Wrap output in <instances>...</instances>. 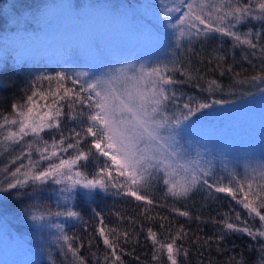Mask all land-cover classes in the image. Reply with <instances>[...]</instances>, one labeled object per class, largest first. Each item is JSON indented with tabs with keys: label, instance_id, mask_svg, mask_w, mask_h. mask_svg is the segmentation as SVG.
Returning <instances> with one entry per match:
<instances>
[{
	"label": "trees",
	"instance_id": "obj_1",
	"mask_svg": "<svg viewBox=\"0 0 264 264\" xmlns=\"http://www.w3.org/2000/svg\"><path fill=\"white\" fill-rule=\"evenodd\" d=\"M52 1L49 0V2ZM44 2L46 0H0V39L9 37V40L13 41V48L16 42H25L23 45L30 47V51L34 50L30 46L32 42L29 41L28 36L24 32H18V29L20 27H22L20 29L28 28L27 24L30 25L33 20L38 18L37 15L42 11ZM239 2L243 4L249 3L251 0H239ZM161 3L162 0H114L118 10L119 7H122L124 13L137 19L141 24L140 32H138L139 37L138 35L135 37L137 38L134 42L135 45L127 42L124 45L126 38L123 39V36H125L123 33L117 35L122 40L118 37L113 40V37L116 36L115 33L101 32L98 30L99 27L94 26L93 21H89L90 17L88 20L86 19L89 26L86 32L88 31L91 36L90 43L87 42L88 45L90 44L94 51L102 56L105 63L106 61H113L114 63L126 61L124 56H129L128 60H133L135 64L138 63L144 66H150L157 61L154 66H162L167 62V65L172 67L174 61H183L189 67L195 69V75L204 77L203 80L199 81L202 88L195 87V81L175 85L174 87L178 89L177 94L184 98L180 101L181 105L188 97H194L196 100L208 103L215 99L224 102L213 105L208 109L199 110L194 116L190 117V121H183L179 127L184 131L185 136H179L177 139L182 141L180 145L184 150L190 147L191 144L197 145L199 140L206 143L207 152L204 154L202 151L203 159L197 158L198 166L191 164L190 167H210L215 173L213 179L222 178L225 184L233 175L241 180H258L259 171L261 166L264 165V148L260 146L261 143L259 142L264 141V108H259L262 112L259 113L261 117H259L260 122L258 124L260 128L257 130V135L254 138L244 139V135L236 130L237 127L230 126L229 129L226 127L218 129L222 120L217 117L216 111L221 105L232 104V102L238 108L240 103H245V100L247 101L253 96V94H249L252 91H246V94L242 96L234 98L231 96V98L225 99L220 97L217 90L209 93L204 89H207V81L210 80H216L221 85V89H227L234 84L246 83L251 80L252 76L264 74L262 73L264 63L261 62L259 51L248 49L246 46H233V41L217 33L210 34V38L207 40L201 38L193 41L191 45L192 52L187 51L189 48L187 41H181L180 46L177 47L175 31L171 28L167 30V28L169 23H175V19L180 13L173 14V19L165 22L161 12ZM120 15L122 14L120 13ZM105 24L110 26L109 21ZM163 24L165 25L163 26ZM261 24V21L249 19L238 25L235 30L240 32L251 30L253 33L251 39L254 42L264 44V31L261 29ZM126 26L129 25L122 24V27ZM65 27L61 31L56 30L57 38L54 40L59 43L58 47L63 46V48H58V54L60 53L59 55L62 57L57 59L53 56L50 57V55H53V51L50 52L53 49L52 47L47 49L50 55L32 51V55L21 60L13 52V48L0 47L4 48L0 55V125L4 123V116L11 118L13 103H24L26 95L30 94L29 85L33 83L35 77L42 74L55 75L56 72H65L76 78L70 67L80 65L77 57L82 53V50L74 40L72 43V39L69 41V45L65 44L66 41L63 40L62 34L68 36V31L63 32ZM69 27L71 31L73 27ZM83 28L85 29L84 26ZM83 28L78 32L73 29L74 36L85 38ZM257 31H262L261 38L256 37L255 32ZM162 32L163 34L167 32L166 38L170 42H164L168 47L167 51L163 52L165 61L161 60L160 63L159 60H152V58L159 51L156 50V46L159 49L163 47L160 43ZM121 46L126 47L124 52L118 50ZM129 47L131 51L127 54L126 51ZM114 48H117L120 54L111 53ZM253 51L257 52L256 56L251 55ZM221 56H223V60H219L221 67H218L217 61ZM168 61H173L172 65H169ZM189 61H191L190 64ZM229 68H231V71H229ZM173 75L177 80L183 79L178 72L173 73ZM37 83L44 88L49 87L47 81ZM51 86L55 87V84L53 83ZM66 86L79 90V84L73 85L71 81H66ZM261 92H264V88ZM255 95H258V93ZM37 100L43 105V101H39L38 98ZM240 108L244 110L242 104ZM259 109L258 111H260ZM168 111L169 114L176 113L179 115L181 109L169 105ZM207 114L211 117L206 120L208 118ZM205 124L207 127H204ZM72 126L66 119L62 124L65 129ZM9 127L15 130V126L0 128V187H6L5 181L10 179V172L21 164L25 166L22 171L29 166L30 162L37 165L36 170H41L48 163L56 161L55 157L51 161H41L39 159L36 147H42L43 145L36 144L34 137H25L19 144L4 142L3 137L7 134ZM54 134L55 138L59 139V134L55 130L45 131L41 134V137L44 141H48L50 145ZM30 141L34 143L32 148L27 147ZM248 141L257 146L255 148L250 147ZM232 150L245 155V157L236 155L235 159L238 160L235 161L237 163H231ZM215 151L218 152L215 153ZM70 152L71 150H69V153H60V155L66 157ZM103 162L104 158L101 157L88 163L86 169L83 170L89 173L91 178V175H95ZM62 187L63 185H56L51 181L43 184L30 181L29 184L17 189H9L6 192L0 191V201L3 200L8 203L6 211L16 223L22 217L21 220L24 222L28 220L33 224H44L45 227L50 225L55 230L56 241L52 243L51 249L48 250V258L40 259L37 264H76L75 259L67 249V244L61 239L62 235H67L73 247L79 248V254L87 260L88 264H105L104 255L108 250L98 236L97 228L100 226H106V230L117 228L120 232L127 231L130 233L131 238L127 244L123 242V237L120 238L121 246L125 249V252L131 253V255L125 254L122 256L124 264H169L166 254L161 256L159 261L152 259L153 245L146 238L147 229L151 228L154 232H157L161 241H167L169 229H171L172 234H175L181 227H183L187 236L177 243L182 244L188 250V256L185 257L180 254L178 257L179 264H260L261 253L259 248L261 244H264V239L253 240L243 233H228L225 240L219 245L220 251L217 250V244L213 241H209L210 246L204 245L205 240L220 233L223 224L219 222L223 221L225 217L229 218V222L239 224L240 221L236 220L238 213L241 221L246 220L249 226L253 227V230L260 226L261 222L258 217L249 218L247 210L224 194L214 192L210 194L205 189L200 188L195 190L189 198L176 200L165 195V186L159 181L153 182L146 192L141 193L154 200L153 205L149 206L142 201H136L133 197L117 194V189H113L111 186H109L107 192L96 190L97 194L92 197L82 195L84 190L79 187L71 195L61 192ZM60 195L62 197H59ZM62 204L65 206L63 212L76 211L79 214L78 217L57 216L55 213L58 212L59 206ZM173 208L187 211L189 216H180L172 210ZM146 209L147 211H145ZM97 212L101 213V216H97L95 214ZM34 216L39 219H33ZM148 217L153 219H148ZM196 217H200V219L197 220ZM101 220L103 225H101ZM213 220L217 223H213ZM161 224H164L165 227L161 228ZM57 225H62L63 231ZM14 232L23 239L24 233L22 234L17 230H14ZM197 237L202 238L198 243ZM17 242L19 244L13 246L14 256L10 264L21 262L29 264L27 263L29 257L27 258V255H25L27 254L25 248L20 241ZM93 253H95V256H93Z\"/></svg>",
	"mask_w": 264,
	"mask_h": 264
},
{
	"label": "snow or ice",
	"instance_id": "obj_2",
	"mask_svg": "<svg viewBox=\"0 0 264 264\" xmlns=\"http://www.w3.org/2000/svg\"><path fill=\"white\" fill-rule=\"evenodd\" d=\"M161 12L165 22L171 21L173 14L180 13L175 23L168 24L175 31L177 47L181 41H187V51L192 52L193 41L201 38L207 40L210 34L217 33L233 41V46L258 50L261 62L264 63V44L251 39V30H235L238 25L250 19L261 21V29L264 31V0H251L243 4L239 0H162ZM262 31L255 32L257 38H261ZM251 55L256 56L257 52L253 51ZM219 60H223V56L217 61V66L221 67ZM195 71L183 61H174L172 67L167 64L151 68L141 66L136 73L125 77L119 87L114 83L115 77L81 81L79 78L87 76V73H77L76 78L65 72L35 77L29 85L30 94L26 95L24 103H13L11 118L3 117L4 123L0 128L15 126V130L9 127L3 140L19 144L25 137H34L36 144L43 145L36 147L39 159L51 161L55 157L56 161L48 163L41 170H36L37 165L30 162L22 171L25 166L21 164L10 172V179L5 181L6 187H0V191L17 189L30 181L41 184L51 181L63 185L60 189L63 193L71 195L79 187L84 190L82 195L92 197L97 194L96 190L107 192L111 186L117 189V194L133 197L150 206L154 200L141 193L146 192L155 181H162L165 195L176 200L187 199L195 190L203 188L210 194L214 192L230 197L247 210L249 218L258 217L261 222L259 228L253 230L246 220L241 221L238 213L236 220L240 221L239 224L229 222V218L225 217L219 222L223 224L220 233L209 237L204 245L210 246L209 241H213L220 251L219 245L228 233H243L253 240L264 239V165L256 181L241 180L233 175L225 184L222 178L213 179L215 173L210 167L192 168L180 163L179 153L172 146L175 130L183 121H190V117L201 109L224 102L215 99L208 103L188 97L181 105L180 101L184 98L177 94L178 89L174 86L195 81L194 86L202 88L199 81L204 77L195 75ZM177 72L183 77L182 80L174 77L173 73ZM257 79L264 82V74L251 77L252 81ZM40 81L49 82V87L44 88L37 83ZM66 81H71L73 85L79 84V90L67 87ZM53 83L55 87L51 86ZM220 89L221 85L216 80H210L204 90L212 93ZM37 98L44 102L43 105ZM169 105L181 109L180 114H169ZM65 119L73 125L71 128L62 127ZM51 130L59 134V139L54 134L49 145L41 134ZM33 146L32 141L28 142V148ZM69 150L71 152L66 157L60 155L69 153ZM101 157L104 158L102 166L90 178V174L83 169ZM172 210L180 216H189L187 211ZM55 214L69 218L79 215L72 210ZM95 214L101 216L99 212ZM33 219L39 218L34 216ZM213 223L217 221L213 220ZM57 227L63 231L62 225ZM164 227L161 224V228ZM97 232L108 250L104 255L105 264H124L122 256L131 253L125 252L120 238L123 237V242L127 244L131 238L130 233L120 232L117 228L106 230V226L98 227ZM186 236L183 227L175 234L169 229L167 241H161L158 233L148 228L146 238L153 245L152 259L159 261L166 254L169 264H179V255L187 257L188 250L177 242ZM61 239L67 244L76 264H88L67 235H62ZM201 239L197 237V243ZM259 251L260 264H264V244L260 245Z\"/></svg>",
	"mask_w": 264,
	"mask_h": 264
},
{
	"label": "rangeland",
	"instance_id": "obj_3",
	"mask_svg": "<svg viewBox=\"0 0 264 264\" xmlns=\"http://www.w3.org/2000/svg\"><path fill=\"white\" fill-rule=\"evenodd\" d=\"M119 12L122 15H120ZM37 16L38 18L33 20L30 25L27 24L28 28L20 29L22 27L19 26L20 28L18 29V32H24L28 36L29 41L32 42L30 43V46L34 48V50H32L34 53L39 52L41 54L50 55L47 49L52 47L53 49L50 52L52 53L53 51V55H50V57L53 56V58L57 59L62 57L59 55L60 53L58 54V48H63V46L58 47L59 43L57 40H54L57 38L56 30L61 31L66 26L63 32L68 31V36H65L64 33H62L63 40L66 41L65 44L69 45V41L72 39V43L74 40V42L77 43V46H79L82 50V53L77 57L80 61V65L78 67H70L75 77L77 73L88 74L85 77H80L79 79L81 81H92L96 78L115 77L116 80L114 83H116V86L119 87L123 83L125 77L136 73L141 66L144 68H151L152 65L154 66L157 63V61H155L150 66L148 64V66L138 63L135 64L133 60H128L129 56H124L126 61L118 63L106 61L105 63L102 56L97 54L90 44L88 45L87 42L90 43L91 36L88 31L86 32V29L89 27L86 23V19L88 20L89 17L91 18H89V21H93V24H95L94 26L99 27L98 30L101 32L115 33L116 36L113 37V40H116L118 37L117 35H120L118 33H123L125 35L123 36V39L125 40L126 38L124 45L127 43L135 45L134 42H136L137 39L135 37L137 35L139 37L138 32H140L141 24L137 19L131 18L127 13H124L122 7H119L118 10L114 4V0H53L52 2L46 0V2L43 3L42 11L39 12ZM107 21L110 22V26L105 24ZM121 21L122 24H127L129 26L122 27ZM164 25L165 24H163V26ZM69 26L73 27L75 32H78L84 26L85 29L83 28V31L85 33V38L74 36L73 29L70 31ZM167 30H169V27ZM166 34L167 32L164 34L162 32L160 43L163 47L159 49L158 46H156V50L159 51L152 58V60H159L160 63L161 60L165 61L163 52L167 51L168 47L167 44H164V42H170V40L166 38ZM119 39L122 40L121 38ZM24 43L25 42H16L13 48V41L11 39L9 40V37L0 39V47L4 46L5 49L6 47L13 48V52H15L19 60L26 59L32 55L30 47L28 48L26 45H23ZM4 48H0V55L4 51ZM124 48L126 47L121 46L118 50L124 52ZM118 50L117 48H114L111 53L115 55L120 54ZM130 51L131 48L129 47L126 53L128 54ZM172 62L173 61H168L169 65H172ZM165 64H167V62ZM263 88L264 82L261 80H249L246 83L234 84L232 87L227 89L217 90L220 97L225 99L231 98V96L232 98L242 96L246 94V91H252L249 94H253L249 100H245V103H240L238 108L235 107L236 105H234L233 102L232 104L221 105V107H219L216 111L218 115L217 117L222 120L218 129H222L223 127L229 129L230 126H233L237 127L236 130H239L241 135H244V139L254 138L257 135V130L260 128V125L258 124L260 122L259 117H261L259 113L261 114L262 112L260 109L262 107L264 108V94H262L264 92H261ZM257 93L258 95H255ZM241 104L244 110L240 108ZM258 109L260 111H258ZM206 116L208 117L206 120L211 117L208 114ZM204 127H207L206 124ZM233 130L235 129L233 128ZM183 133L184 131L182 129H176L175 136L177 137H175V142L172 144L175 150L179 153V162L188 166H191V164L198 166L196 159H203L202 151L204 154L207 152L205 148L206 143L205 141L199 140L197 145L191 144L190 147L184 150L180 145L182 141L177 139L179 136H185ZM259 142L261 143V145H259L264 148V141L261 140ZM248 145L250 147L253 146V148L257 146L253 145V142L249 143V141ZM217 152L218 151H215V153ZM232 153L233 155L230 157L232 158L230 162L234 164L237 163L235 160H238L235 159L236 155L245 157V155H242L235 150H232ZM113 175H115V173H113ZM59 197H62V195ZM7 205V202H4L3 200L0 201V264L11 263L10 261L14 256L13 246L19 244L17 241H20L26 250L27 254L25 255H27V258L29 257L27 263L37 264L40 259L48 258V250L51 249L52 243H55L56 241L55 230L52 229L50 225L45 227L44 224H33L28 220L24 222L21 220L22 217L19 219V222L16 223L15 220H12L8 215L6 211ZM63 211H65V206L62 204L59 206L58 212ZM14 230L20 231L22 234L24 233L22 236L24 240L17 236ZM18 264H23V262Z\"/></svg>",
	"mask_w": 264,
	"mask_h": 264
}]
</instances>
